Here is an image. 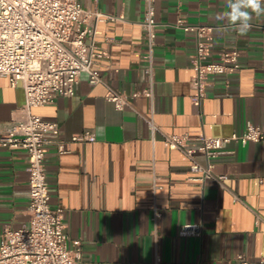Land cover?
Masks as SVG:
<instances>
[{
    "label": "crops",
    "instance_id": "obj_1",
    "mask_svg": "<svg viewBox=\"0 0 264 264\" xmlns=\"http://www.w3.org/2000/svg\"><path fill=\"white\" fill-rule=\"evenodd\" d=\"M84 9L117 18L98 25L97 44L106 55L95 69L102 82L80 75L73 97L34 107L32 114L57 122L68 152L47 147L46 169L52 208L64 210L66 232L80 241V264H238V257L264 258V141L232 143L214 160L219 184L190 178V161L167 149L161 134L210 138L242 134L248 123L264 131V15L241 34L217 20L227 0H156L154 100L140 96L122 111L106 100L108 89L127 95L147 87L146 41L140 23L144 0H79ZM210 26L208 62L237 51L240 68L218 76L206 96L193 102L191 58L197 38L176 26ZM111 40V41H110ZM25 104L20 84L0 78V125L17 118ZM154 111L159 132L152 143L142 117ZM93 134L95 142L72 143ZM205 164V158L197 156ZM28 156L0 148V241L7 228L30 223ZM158 185L160 189L153 190ZM162 212L153 221L154 206ZM201 227L199 236L181 229ZM73 247V245H71ZM157 257L160 261L157 262Z\"/></svg>",
    "mask_w": 264,
    "mask_h": 264
},
{
    "label": "built area",
    "instance_id": "obj_2",
    "mask_svg": "<svg viewBox=\"0 0 264 264\" xmlns=\"http://www.w3.org/2000/svg\"><path fill=\"white\" fill-rule=\"evenodd\" d=\"M155 4L156 0H144L140 23L147 47V66L143 69L147 87L131 95L109 88L106 100L119 111L140 96L151 102L154 100ZM116 20L112 15L84 9L79 0H0V78L7 79L12 87L20 84L25 96L20 115L0 125V148L27 153L30 214L27 228L3 231L0 264H80L82 260L81 242L71 241L66 232L64 210L50 205L47 147L54 144L59 154L67 153L68 148L59 138V124L34 115L30 110L49 105L58 97H73L83 73L88 75L90 85L102 82L95 65L106 55L97 44L96 38L101 34L97 27ZM176 26L186 33H194L197 38L191 58L193 74L190 84L196 91L192 101L198 102L206 96L213 79L240 68L238 53L223 51L219 54L220 62H208L211 44L206 39L213 28L190 25L182 18L177 19ZM142 118L154 143L159 132L154 111ZM161 135L167 149L181 152L190 161V179L201 184L209 180L223 184L228 179L214 174V160L227 152V146L236 143L244 147L249 142L264 141L263 129L252 123L247 124L242 134L230 137ZM83 141L95 142L96 138L89 133L71 138L72 143ZM198 155L205 158V164L197 160ZM160 188L153 186L154 191ZM161 216L162 212L155 205L153 221L157 222ZM201 233L202 229L197 225L187 224L181 229L184 236H199ZM237 261L238 264H264V258L252 261L239 256Z\"/></svg>",
    "mask_w": 264,
    "mask_h": 264
},
{
    "label": "clouds",
    "instance_id": "obj_3",
    "mask_svg": "<svg viewBox=\"0 0 264 264\" xmlns=\"http://www.w3.org/2000/svg\"><path fill=\"white\" fill-rule=\"evenodd\" d=\"M227 8L217 14V20H224L245 34L252 27L254 15H264V0H227Z\"/></svg>",
    "mask_w": 264,
    "mask_h": 264
}]
</instances>
